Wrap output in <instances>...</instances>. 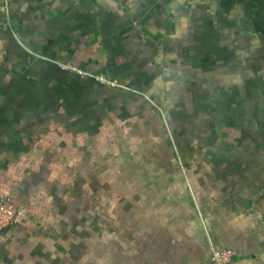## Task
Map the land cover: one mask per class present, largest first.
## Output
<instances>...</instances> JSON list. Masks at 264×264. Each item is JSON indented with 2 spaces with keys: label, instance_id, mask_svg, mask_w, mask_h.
I'll return each mask as SVG.
<instances>
[{
  "label": "crops",
  "instance_id": "obj_1",
  "mask_svg": "<svg viewBox=\"0 0 264 264\" xmlns=\"http://www.w3.org/2000/svg\"><path fill=\"white\" fill-rule=\"evenodd\" d=\"M1 196L0 264H264V0H0Z\"/></svg>",
  "mask_w": 264,
  "mask_h": 264
},
{
  "label": "built area",
  "instance_id": "obj_2",
  "mask_svg": "<svg viewBox=\"0 0 264 264\" xmlns=\"http://www.w3.org/2000/svg\"><path fill=\"white\" fill-rule=\"evenodd\" d=\"M58 66L61 70L67 71L71 74H74L80 78H88L95 81L97 84L102 85V87L115 89L119 88L118 84L115 81H111L101 75H92L83 71L80 68L72 66L67 63H58ZM21 214L18 212L14 201L7 196L0 197V232L10 228L14 225L20 223ZM236 256V252L231 249H217L212 248L211 255L209 259V264H231Z\"/></svg>",
  "mask_w": 264,
  "mask_h": 264
},
{
  "label": "flooded vegetation",
  "instance_id": "obj_3",
  "mask_svg": "<svg viewBox=\"0 0 264 264\" xmlns=\"http://www.w3.org/2000/svg\"><path fill=\"white\" fill-rule=\"evenodd\" d=\"M105 253H107V252H105Z\"/></svg>",
  "mask_w": 264,
  "mask_h": 264
}]
</instances>
